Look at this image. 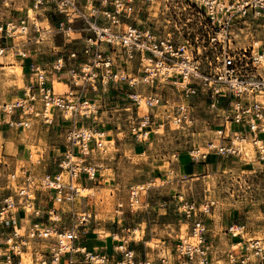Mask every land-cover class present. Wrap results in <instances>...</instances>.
<instances>
[{"label":"built area","instance_id":"1","mask_svg":"<svg viewBox=\"0 0 264 264\" xmlns=\"http://www.w3.org/2000/svg\"><path fill=\"white\" fill-rule=\"evenodd\" d=\"M32 10L58 19V30L64 34L80 25L82 42L52 64V71L66 79L65 94H57L45 70L36 67V80L27 87L25 98L0 107L1 114L21 112L42 118L47 125H53V110H58L71 123L65 134L68 149L56 170L42 177L26 171L24 187L0 196V226L11 228L0 249V264H24V254L31 256L32 264H75L79 253L88 264L107 263L105 257L74 247L98 216L74 208L82 197V182L94 181L98 174L96 166L83 157L89 155L92 144L103 147V134L97 139L95 128L103 108L90 94L106 96L126 87L132 105L121 110L131 113L130 131L138 141L148 139L162 125L192 127L194 100L203 95L208 110L220 120L218 135L190 151L192 161L206 162L212 154L241 159L246 143L251 142L264 170V44L240 46L251 22L264 19V0H33ZM28 20L29 16L6 22L0 26V38L15 37L17 26L24 35ZM4 53L0 48V56ZM37 102L42 110L35 108ZM141 109L146 110L143 115ZM17 179L13 173L7 183L12 186ZM39 191L54 194L50 223L44 226L36 206ZM140 191L131 189V206L140 203ZM215 204L182 205L191 230L176 245V258L164 254L155 262L122 245V258L115 264H221L211 239L213 231L202 218ZM21 210L31 219L28 227L18 225L16 214ZM245 229L237 222L228 226L234 249L225 252L224 264H264V239H246ZM40 244H47L48 251L35 248Z\"/></svg>","mask_w":264,"mask_h":264},{"label":"rangeland","instance_id":"2","mask_svg":"<svg viewBox=\"0 0 264 264\" xmlns=\"http://www.w3.org/2000/svg\"><path fill=\"white\" fill-rule=\"evenodd\" d=\"M32 3L33 0H0V26L6 24V20L9 18L16 22L25 18L27 10L32 9ZM34 12L35 15L29 18L30 23L26 34L20 35L21 31L17 28L18 26L16 27L19 29L18 32L12 33L13 36L15 35L12 39H16L18 44L25 41L35 42L40 39L45 49L44 54H48L54 59L58 55H68L73 47L77 44L80 45L82 42L79 32L80 25H75L76 31L73 30L64 34L58 30V19L45 11L34 10ZM142 17L146 19V14H143ZM82 35L84 36V33ZM253 42H259L260 46L264 44V19L251 22L250 30L245 31L240 46H248L249 43ZM20 86L23 84L21 83ZM125 88L122 87V91H125ZM140 89L147 90V86H140ZM129 92L132 93L133 90L129 89ZM123 98H126L123 94L120 95V98L112 97L114 100L112 103H115L114 105L119 104V111L114 113L116 115L115 120L119 119L117 121L118 128L115 127L117 134L113 133L110 136L114 139L113 142L105 143L102 139L103 147L99 152L92 153L89 161L93 162V165L100 164V168H103L104 171L108 169L107 175L101 179L110 187L107 189L98 188L99 190L93 193L100 205L104 206L102 207L103 210L98 211V220L105 222L109 217L110 221L113 222L119 206L120 210L124 212H130L132 209L135 213L140 210H151L157 217L161 208L160 219L162 217L164 220L161 219L159 225L153 226L152 233L155 238L153 237V241L148 246L153 250L160 249V252L163 253L162 256L168 254L171 257H176V245L181 239L189 236L191 230L190 222L187 221L182 211V205L185 202H190L202 208L209 201H215L216 204L211 208V213L208 216L202 215V218L209 223L211 230L220 232L224 238L229 239L226 231L230 221H233L246 226V239H264V170L255 157V146L252 143L246 144L247 150L241 159H220L219 170L211 171L212 173L205 179L182 180L177 176L173 165L176 162L177 154H189L194 148L204 147L210 140H215L218 135L216 129L220 120L217 118V114L208 110L205 96L202 95L194 100V124L192 127L180 128L167 124L155 128L156 135L155 137L152 136L153 144L151 145L152 152H157L155 163H150L151 158L148 154L143 157L132 156L134 140H132L130 133L129 120L126 121L131 113L121 110L123 104L132 105V103ZM145 111V109H141L140 115H143ZM18 129V125L15 126V131ZM44 129L46 132V128ZM65 129L62 128L58 131L60 140L66 138L65 135L62 136V134H66L67 129ZM49 133L52 135L51 131ZM96 137L98 139V136ZM117 140L122 143L119 142L118 144ZM7 146L6 153L8 156L4 161L17 166L19 178L15 188L25 186L23 171L29 169L34 173L45 171L40 170L43 166L34 167V164L32 165V162H36L40 157L35 148L32 160L21 162L10 154L12 144ZM247 151L251 152L249 157ZM153 170L157 173L156 176H154L155 173L152 175ZM141 187L145 188L140 191V203L131 206V189L141 190ZM5 193L6 190L0 188V196L3 197ZM86 193L88 194V192ZM84 194L85 192L81 190V195L84 196ZM225 221L227 222L225 223ZM148 226L147 223H143L141 231H136L135 236L137 238L143 236L148 231ZM163 229L169 231L166 234V245H163L158 236V234L163 233ZM103 232L104 229L100 230V234ZM211 239L215 247L220 246L217 239L214 237ZM228 245L230 249H234L230 242ZM235 249L237 250V248ZM24 255V264H32L31 256L29 254ZM220 259L221 264H224L225 257H220Z\"/></svg>","mask_w":264,"mask_h":264},{"label":"crops","instance_id":"3","mask_svg":"<svg viewBox=\"0 0 264 264\" xmlns=\"http://www.w3.org/2000/svg\"><path fill=\"white\" fill-rule=\"evenodd\" d=\"M29 11L30 9L27 10V15L25 16V18L29 16ZM11 20L13 19L9 18L6 20V22ZM28 23H30V19L28 20ZM41 41L42 40L37 39L35 42L25 41L18 44L16 42V39H12L6 36L0 38V48L5 49V53L0 56V107L16 100L25 98L27 87L30 84L34 83L36 80L37 76L34 71L36 67H40L41 69L45 70L48 78V84L53 86L57 94L66 93V79L64 77L60 78L58 75H56V73L52 71L53 62L60 56L58 55L57 58L54 59L52 58V56H48V54L45 55V49L42 46L43 44L41 43ZM21 83L23 84V86H20ZM58 84L61 86H59ZM122 94L123 96H126L125 91L122 90L112 91L106 96L100 93L89 95V98L92 101H94L98 105H101L103 108V110L99 114L100 119L95 128H97V132L103 134L105 143L113 142L114 139H112L110 136L116 132L115 127L118 128L117 121H119V119L115 120L116 115L114 113H116L115 111H119V104L117 103L116 105H114L115 103H112L114 101L112 97L117 96V98H120V95ZM123 99L129 102L127 100V96ZM122 106L123 107L121 108L123 109L125 107L131 106V104L125 103ZM35 108L38 110H42V103L37 102ZM53 111V125L45 124L42 118H36L34 116H23L21 112H16L13 115L0 113V132L2 134V137L0 139V143L2 145V149H0V163H2L0 164V188L6 190V195L14 194L16 190L15 187L18 185L17 182L12 186H9V184L7 183V177L9 175L13 173L17 174V166L14 164L6 163L4 161V159H6V157L8 156L6 153L8 147L7 145L12 144L10 154L13 157L15 156L17 159H19V161L21 160V162H29L30 160H32L33 152L35 151L34 148L36 149L40 157L36 162H32V165L34 164V167L43 166L40 170L45 171L34 173L30 169L26 170L35 177H42L47 172L55 171L57 168V162L66 153L68 149V147L66 146L67 143L65 142L66 138H62L60 140V138H58L60 137L58 136V131L62 128L67 129V127L70 126L71 123L62 119L61 114L58 110ZM128 120L129 119H127L126 121ZM12 122L15 123L14 126L10 125ZM20 123L28 124V126L22 127ZM17 125L19 129L15 131V126ZM129 125H131V123ZM44 128H46V132L44 131ZM50 131L52 132V135H50V133L48 134V132ZM64 135L65 134H62V136ZM155 135L156 132L151 133L149 138L144 141H138L132 135V140H134L132 156L143 157L148 154L151 158L150 163H155V161H157V152H152L151 149V145L153 144L152 136L155 137ZM119 142L120 141L117 140L118 144ZM95 151L99 152L100 149H97L95 145L92 144L89 150V155L83 157V159L89 162L92 153H94ZM176 157V162L173 165L175 167L177 176L182 180L194 181L205 179L212 172L218 171L221 166V163L219 161L220 158H218L214 154H212L206 162L199 163L193 162L188 153H180L177 154ZM89 163L92 164L93 162ZM94 166H96V168L98 169L96 180L83 181L81 185L82 190L86 188L93 191H98V188L107 189L110 187V185H107L105 182L103 183L101 179L107 175L108 169H105L106 171H104L103 168H100V164ZM156 174L157 173L155 172V170H153L152 175L156 176ZM90 195L91 196H89L88 194L86 196L77 198L74 204V208L77 212H95L98 215V211L103 210L102 207L104 206L100 205V203L95 198V194ZM36 198V206L38 209H40L42 215L40 223L42 224V226L47 225L50 223V221H48L49 211L54 207V194L39 191L36 193ZM133 211L134 210L132 209L130 210V212H124L120 210L119 206L115 214V220L113 222L110 221L109 217L105 222H100L97 216V219L92 222L89 229L79 235L78 240L74 242V247L77 249H82L85 252H92L94 255H97L99 257H105L107 259V264H115L116 262L121 260L122 253L119 250V246L122 245H125V247L129 250L135 251L136 254H146L150 259L158 262L163 253L160 252V249H150L148 245L153 241V237L155 238V235H153L152 233L153 226L159 225L161 219L164 220V218L162 217L160 219L161 208L159 209L158 217L155 216V214L151 210H140L136 213ZM16 217L19 226H30L31 219L26 218V214L23 210L19 211L16 214ZM64 217L66 218V216ZM226 222L227 221H225V223ZM230 222L232 223L233 221ZM143 223H147L149 225L148 231H146L140 238H137V236H135V233L136 231H141V226ZM103 229V234H100V230ZM10 232L11 228H2L0 226V249L3 247L4 241ZM168 233L169 231H165L163 229V233L158 234L159 239L163 243V245L167 244L166 234ZM212 236L218 240L220 245L219 247H217L218 255L221 258H224L225 252L229 248V242L232 246L233 241H231L230 238H224V235L215 230L213 231ZM37 247L41 248L42 250L44 249L48 251L47 244L35 245V248ZM100 259L105 262L104 258ZM74 260L75 264H88L86 261H84V254H76L74 256ZM61 264L64 263L62 262Z\"/></svg>","mask_w":264,"mask_h":264},{"label":"bare ground","instance_id":"4","mask_svg":"<svg viewBox=\"0 0 264 264\" xmlns=\"http://www.w3.org/2000/svg\"><path fill=\"white\" fill-rule=\"evenodd\" d=\"M29 15H30V18H32V17L35 15L34 10L30 9V11H29ZM17 28H19L20 31H21V28H20L19 26H18ZM17 28H16V29H17ZM19 29H17V32H18ZM17 32H16V33H17ZM24 32H25V34L28 32V27H27V30H25ZM16 33H15V34H16ZM69 33H70V32H69ZM256 46L259 47V46H260V43H259V42H256ZM58 90H59V89H58ZM17 124H18V123H17ZM163 126H164V125H162V126H160V127H163ZM180 128H182V127H180ZM101 134H102V133L98 132L97 136H98V135H101ZM250 143H251V142L246 143V144L248 145V144H250ZM251 148H252V147H251ZM246 150H247V149H246ZM247 153H248V157H249L251 152H250V151H247ZM251 157H252V155H251ZM149 186H150V185H149ZM141 188L144 189L145 187H141ZM81 190H82V189H81ZM82 191L85 192L84 196L88 195L89 193H91V194L94 193L93 190H91V189H86V188L83 189ZM86 192H88V194H87ZM89 195H90V194H89ZM24 256H25V255H24ZM98 259H100V258H98ZM99 261H101V259H100ZM102 261H103V260H102Z\"/></svg>","mask_w":264,"mask_h":264}]
</instances>
